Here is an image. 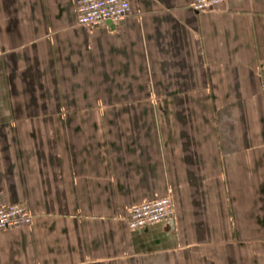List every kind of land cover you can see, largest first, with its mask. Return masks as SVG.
<instances>
[{
  "label": "crops",
  "instance_id": "1",
  "mask_svg": "<svg viewBox=\"0 0 264 264\" xmlns=\"http://www.w3.org/2000/svg\"><path fill=\"white\" fill-rule=\"evenodd\" d=\"M0 0V264H264V0ZM175 216L131 229L128 208Z\"/></svg>",
  "mask_w": 264,
  "mask_h": 264
},
{
  "label": "built area",
  "instance_id": "2",
  "mask_svg": "<svg viewBox=\"0 0 264 264\" xmlns=\"http://www.w3.org/2000/svg\"><path fill=\"white\" fill-rule=\"evenodd\" d=\"M226 0H194L192 8L198 12L218 10ZM132 13L131 0H77V24L88 30L104 26L108 22L119 23ZM264 88V74L262 76ZM128 224L131 229L174 220L175 208L172 195L156 196L128 208ZM33 213L22 203L0 207V232L31 226Z\"/></svg>",
  "mask_w": 264,
  "mask_h": 264
}]
</instances>
